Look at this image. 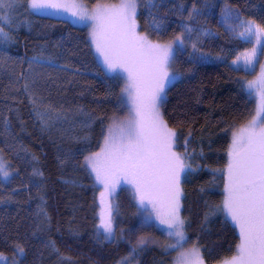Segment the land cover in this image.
Returning <instances> with one entry per match:
<instances>
[{
    "label": "trees",
    "instance_id": "1",
    "mask_svg": "<svg viewBox=\"0 0 264 264\" xmlns=\"http://www.w3.org/2000/svg\"><path fill=\"white\" fill-rule=\"evenodd\" d=\"M12 4L0 10L12 18L10 26L2 25L8 38H0V85L9 55L26 60L21 95L0 94V150L27 187L29 214L16 227L0 221V253L15 264H118L144 237L149 243L137 249L132 264H172L176 252L164 251L171 242L166 225L146 220L123 179L109 197L113 235L105 239L97 227L101 184L81 165L103 147L111 118H126L119 77L105 72L85 27L37 14L24 0ZM240 21L264 27V0H138L137 5V28L149 39H183L173 43L178 77L160 112L177 134L174 151L187 154L191 164L180 177V215L186 219V247H199L204 264H222L239 243L238 228L213 209L223 202L233 133L257 111L245 87L251 74L233 64L253 46L239 36ZM103 82L107 93L100 112ZM10 204L0 180V216Z\"/></svg>",
    "mask_w": 264,
    "mask_h": 264
},
{
    "label": "snow or ice",
    "instance_id": "2",
    "mask_svg": "<svg viewBox=\"0 0 264 264\" xmlns=\"http://www.w3.org/2000/svg\"><path fill=\"white\" fill-rule=\"evenodd\" d=\"M24 2L31 10L76 9L71 11L73 17L92 21L90 39L107 70L118 76L126 74L121 95L126 96L130 105L128 116L122 120L111 118L103 147L99 152L86 155L81 165L91 169L96 182L105 190L101 192L104 207L97 226L98 229L103 228L104 238L113 235L112 205L106 202V193L114 192L117 183L123 179L132 186L134 198H138L140 207L147 213L146 220L155 213L159 224L166 225L165 231L171 242L164 245V251L169 254L176 252L172 264H204L199 247H186L189 243L186 219L180 216V177L191 168V164L186 163L187 154L174 151L177 134L168 127L160 112L165 88L177 78L175 73L169 72L173 61L172 44L153 43L137 32L138 0H120L119 4L111 6L98 3L91 12L76 3L61 4L54 0ZM6 7H13L12 0H0V10ZM11 23L10 15H0V38H8L2 25L10 26ZM237 27L244 28L239 36L247 42L251 43L255 38L258 47L253 48L251 54H242L245 69L255 71L258 54H264V27H253L252 22L245 25L244 21H240ZM186 31L191 29L186 28ZM173 43L182 44V36H176ZM239 60L237 57L233 63ZM258 80L260 103L257 114L233 133L224 200L222 205L213 209L223 212L239 230L235 255L224 259L222 264H264V67H261ZM256 83L249 81L247 86L252 89ZM24 89L28 91L29 85L25 84ZM33 174L42 175L38 170ZM0 176H9L2 157ZM148 205L152 207L151 212ZM146 243L149 241L141 237L118 264H132L137 249ZM16 251L20 255L24 253L19 245ZM0 259H4L2 253Z\"/></svg>",
    "mask_w": 264,
    "mask_h": 264
},
{
    "label": "rangeland",
    "instance_id": "3",
    "mask_svg": "<svg viewBox=\"0 0 264 264\" xmlns=\"http://www.w3.org/2000/svg\"><path fill=\"white\" fill-rule=\"evenodd\" d=\"M54 2L61 3V4H72V3L82 4V5H84L86 7V9L89 12H91L92 9L96 5V4L89 5L84 0H54ZM119 3L120 2L99 3V4L106 5V6H111V5H117ZM71 11H76V9L65 10V9L61 8V9H48V10H33V12H35L37 14H40V15L54 17V18H63V19L70 20L74 24L81 25V26L85 27L87 32H88V34H90L92 21L87 20V19L86 20H80L78 17H73L72 14H71ZM252 23H253V27H255L257 25L254 22H252ZM137 32L140 33L141 35H145L141 31H139L138 28H137ZM149 40L151 42H153V43H160V44H164V45L172 44L173 54H174V45H173L172 42H165V41L156 42V41L151 40V39H149ZM251 43L253 45L252 48L250 50H247V51L243 52L242 54H251L252 49L258 47L256 42H255V38H253ZM93 48H94L95 55L97 56V59H98L99 63L102 65V67L105 70V72L109 76L119 77L120 82H121V89H122L125 86V82H126L125 79L123 78V76L126 75V74H121V75L118 76L116 73L109 72L107 70V68L105 67V65L103 64L102 57H100L99 54L96 52L94 45H93ZM242 54L239 56L240 60L236 64H234V63L233 64H234L235 68L240 69V70H242L245 73L251 74L245 80V87L253 95V97H255L256 106L258 107V105L260 103V93L257 90L258 87H259L258 78L261 75V67H264V54H258L259 62L256 64L255 71H248V70L245 69L244 56ZM25 60H26V58L23 55H9L8 56L4 66H3L4 68H3V72H2V80H1V85H0V94H2L4 96H7V97H14V98L15 97H19L21 95L20 75H21L22 64H23V62ZM169 72L170 73H175V71L172 68V63H171V66L169 68ZM175 75H176V77H178L177 73H175ZM249 81H256L257 82L256 84L253 85L252 89H249L248 86H247V82H249ZM173 82L167 84V86L165 88L164 97L166 95V91H167L168 87ZM106 93H107V86H106L105 82H103V84H102V92H101V96L102 97L100 98V101L98 103V110L100 112L104 111V103H105ZM122 100L124 101V103H123L124 104V110L123 111H124V114L127 117L128 113H129L130 105L127 104V102H126V96H122ZM161 106H162V104H161ZM161 106H160V111H161ZM256 110H257V108H256ZM256 114H257V111H256ZM256 114H255V116H256ZM173 147L175 148V141H174ZM231 150H232V139H231V142L229 144V152ZM178 152H181V151H178ZM0 157H2L5 165L7 166V170L9 172V176L7 178H4L3 176H0V180L2 181V183L5 184V186H6L7 190H8L9 196H10V201H11V204H10L11 207L8 210H6L0 216V221L3 222V223H6V224H8V225H10L12 227H16L19 224H21L25 220V218L28 216V214H29L27 187L22 182L20 177H18L16 171L10 166L9 161L5 158V156H4V154L2 153L1 150H0ZM104 191H105L104 187L101 184V192H104ZM109 197H110V194L106 193V202L108 204H110ZM100 198H101V194H100ZM223 200H224V197H223ZM103 207H104V205L101 204L99 215L101 214V209ZM148 211L149 212L152 211L151 205H148ZM151 219L153 220V222H156L157 225L159 226V221L156 219L155 213H153ZM101 231H102V234L104 235L103 228H101ZM3 257H4V259H0V264H13V260H15V259H9L8 257H6L4 255H3Z\"/></svg>",
    "mask_w": 264,
    "mask_h": 264
}]
</instances>
